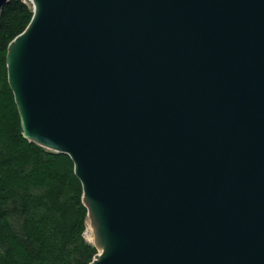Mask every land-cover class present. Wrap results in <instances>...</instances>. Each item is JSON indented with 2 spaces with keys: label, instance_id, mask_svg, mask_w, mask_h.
<instances>
[{
  "label": "water",
  "instance_id": "1",
  "mask_svg": "<svg viewBox=\"0 0 264 264\" xmlns=\"http://www.w3.org/2000/svg\"><path fill=\"white\" fill-rule=\"evenodd\" d=\"M37 1L8 82L114 236L90 264H264V0Z\"/></svg>",
  "mask_w": 264,
  "mask_h": 264
},
{
  "label": "trees",
  "instance_id": "2",
  "mask_svg": "<svg viewBox=\"0 0 264 264\" xmlns=\"http://www.w3.org/2000/svg\"><path fill=\"white\" fill-rule=\"evenodd\" d=\"M32 16L23 0L0 12V264H90L98 250L84 237L88 208L75 164L24 136L8 82V46Z\"/></svg>",
  "mask_w": 264,
  "mask_h": 264
},
{
  "label": "bare ground",
  "instance_id": "3",
  "mask_svg": "<svg viewBox=\"0 0 264 264\" xmlns=\"http://www.w3.org/2000/svg\"><path fill=\"white\" fill-rule=\"evenodd\" d=\"M27 4L31 6L33 10L38 9V1L37 0H24ZM25 34H19L17 38H14L13 41L9 44L8 55L9 62L12 63L17 56L20 45L23 41ZM49 150V149H48ZM84 202L88 206V225L85 233L86 239L93 243L98 253L95 255V259L99 260L105 257L113 248L115 244L114 236L111 233L107 232L105 224L101 221V210L100 206L97 202L92 200L88 195H84Z\"/></svg>",
  "mask_w": 264,
  "mask_h": 264
},
{
  "label": "rangeland",
  "instance_id": "4",
  "mask_svg": "<svg viewBox=\"0 0 264 264\" xmlns=\"http://www.w3.org/2000/svg\"><path fill=\"white\" fill-rule=\"evenodd\" d=\"M27 4V3H26ZM29 5V4H28ZM30 6V5H29ZM31 7V6H30ZM88 221H89V217L87 216V220H86V230H87V225H88ZM86 230H85V232H84V237H85V233H86ZM85 239H86V237H85ZM87 240V239H86ZM88 241V240H87ZM89 242V241H88ZM89 243H91V242H89ZM91 244H93V243H91ZM94 245V244H93ZM95 246V245H94ZM96 247V246H95Z\"/></svg>",
  "mask_w": 264,
  "mask_h": 264
}]
</instances>
